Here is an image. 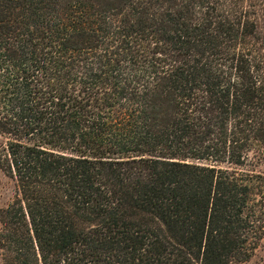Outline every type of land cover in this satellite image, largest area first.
Returning <instances> with one entry per match:
<instances>
[{
	"label": "trees",
	"instance_id": "16d2710c",
	"mask_svg": "<svg viewBox=\"0 0 264 264\" xmlns=\"http://www.w3.org/2000/svg\"><path fill=\"white\" fill-rule=\"evenodd\" d=\"M0 138L2 264L250 261L264 0H0Z\"/></svg>",
	"mask_w": 264,
	"mask_h": 264
},
{
	"label": "rangeland",
	"instance_id": "374dc122",
	"mask_svg": "<svg viewBox=\"0 0 264 264\" xmlns=\"http://www.w3.org/2000/svg\"><path fill=\"white\" fill-rule=\"evenodd\" d=\"M1 142V138H0ZM15 193V183L14 181L7 177L0 170V208L8 204L13 198ZM264 259V249H259L256 256H254L250 261L244 264H262ZM0 264H2V259L0 255Z\"/></svg>",
	"mask_w": 264,
	"mask_h": 264
}]
</instances>
